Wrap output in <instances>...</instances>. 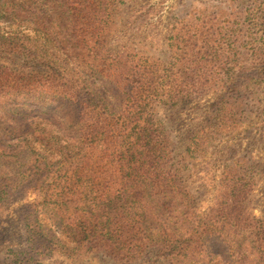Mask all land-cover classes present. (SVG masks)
Here are the masks:
<instances>
[{
	"label": "trees",
	"instance_id": "16d2710c",
	"mask_svg": "<svg viewBox=\"0 0 264 264\" xmlns=\"http://www.w3.org/2000/svg\"><path fill=\"white\" fill-rule=\"evenodd\" d=\"M0 2L4 6L15 5L18 18L42 27L54 44L52 49L41 53L36 51L37 47L29 37L0 32V40L20 53L25 61H37L54 69L47 76L32 72L19 76L22 72L15 74L11 68L3 71L9 93L22 95V101L19 103L16 98H11L9 108L4 111L5 116L0 117V144L3 143L0 158L10 155L13 162L27 159L33 167L43 154L36 149V141L45 143L46 147L50 144L46 136L36 140V132L39 131L36 123L45 119L42 111H56L57 100L66 99L77 115L70 126L76 130L71 141L74 150L79 153L75 155L64 146L62 157L67 160L76 156L82 167L76 168L75 162L63 165L65 178L70 182L57 194L69 191L73 198L90 194L94 179L99 178L118 183L113 185L117 195L109 192L108 198H103V201L118 200L120 205H115L113 209L103 207L97 211H83L78 218L81 224L77 226L81 231L78 232L77 243L81 245L80 238L84 236L89 245L102 250L119 264L134 263L145 249L151 247L161 249L168 264H264V243L228 234L229 227L240 231L245 218L243 209L248 195L247 183L254 180V176L247 178L244 164L233 162L232 168H226L225 176L221 178L216 209L212 208L198 225L183 221V213L187 210L175 205L180 196L187 195L189 191L182 168L191 154L199 150L192 144L187 146L176 162L163 121H155L157 103L169 104L171 101L179 106L191 95L175 94H193L197 87L208 85L209 63L211 58L214 61L224 45L219 38H215L211 45L209 40L204 42V37L200 38L201 44L192 45L187 41L180 48L177 34L174 38L176 49L172 54L176 61L172 63L173 69L168 75L174 76L177 81L172 85L174 94L163 96L165 75L162 64H143L145 57L142 50L138 55L140 58L131 55V50L125 47L124 54L111 58L110 66L102 63L109 53L108 50L103 51L107 46L106 29L109 22L118 17V10L126 5V0ZM260 18L253 19L254 24ZM228 29L230 27L224 28L220 35ZM182 35L180 38L186 37ZM200 35L206 34L201 32L197 37ZM105 68L110 81L105 83L103 90L96 91L93 78L95 73L100 69L102 73ZM254 70L253 78L264 83V54ZM233 75L227 79L234 81L239 76L237 72ZM152 90L158 94H142ZM67 116L71 117V114ZM222 119H225L223 114ZM7 122L14 125L9 126ZM41 132L48 133L46 130ZM86 153L91 162L80 158L81 155L87 157ZM95 153L102 156L101 161L97 162ZM17 171L26 174L21 169ZM45 173L49 174V171ZM15 177V172L14 179L0 173V200L13 191L10 181L12 184L16 182ZM79 178L92 182L86 186L84 183L74 186ZM20 183L25 185L23 181ZM59 196L65 199L62 194ZM150 201L151 210L147 205ZM155 210L158 213L152 216ZM125 214L130 216L128 222L124 220ZM143 216L150 221L161 220L157 223L145 222ZM218 258L220 260L216 261Z\"/></svg>",
	"mask_w": 264,
	"mask_h": 264
},
{
	"label": "rangeland",
	"instance_id": "374dc122",
	"mask_svg": "<svg viewBox=\"0 0 264 264\" xmlns=\"http://www.w3.org/2000/svg\"><path fill=\"white\" fill-rule=\"evenodd\" d=\"M118 14L106 29L107 46L103 51L108 50L109 53L102 63L110 66L111 58L124 54L125 47L133 56H138L142 50L143 64H162L165 75L163 96L174 94L172 85L177 81L174 76H168L173 69L172 63L176 61L172 54L176 49L174 38L177 34L180 48L187 41L192 45L201 44L200 38L203 37L206 38L204 42L209 40L210 45L214 44L215 38L224 43L214 61L211 58L209 63L208 85L197 87L193 94H175L191 95L179 106L171 101L169 104L157 103L155 121H163L176 162L187 146L192 144L199 150L191 154L182 168L189 191L174 203L187 210L182 220L194 225L202 223L203 217L212 208L216 209L218 188L226 168L230 170L233 162L241 161L247 178L254 176V180L247 183L245 218L240 231L229 227L228 234L264 243V83L253 78L254 68L261 63L264 54V0H126ZM259 17L254 24L253 19ZM226 27L231 30L220 35ZM0 32L29 37L35 43L36 51L41 53L54 45L42 27L21 21L13 4L4 6L0 2ZM201 32L206 35L197 37ZM182 34L186 37L180 38ZM6 68L14 69L15 74L22 72L19 76L31 72L47 76L54 71L37 61L28 63L20 53L0 40V117L5 116L4 111L9 108L11 98H16L19 103L22 101V95L9 93L5 86L3 71ZM101 70L93 78L96 91L103 90L105 83L110 81L106 68L102 73ZM234 72L239 76L234 81L228 80ZM142 94L158 92L152 90ZM55 108L56 111H42L45 119L40 120L41 124L36 123V129H39L36 140L46 136L50 144L46 147L45 143L36 141V149L43 154L33 167L27 159L13 162L10 155L0 158L2 176L14 179V172L16 175V182L12 184L10 181L13 191L0 200V264H119L102 250L89 245L84 236L80 238L81 245L76 242L81 231L77 226L81 224L78 218L83 211H97L103 207L113 209L120 205L118 200L103 201L109 192L117 195L113 185L118 183L99 178L94 179L90 194L74 198L69 191L57 194L70 182L65 178L63 165L75 162V167L79 168L82 164L78 163L76 156L73 157L75 161L62 157L64 146L75 155L79 153L71 141L76 135V130L70 126L77 116L76 111L66 99L57 100ZM222 114L224 120H221ZM6 124L14 125L13 122ZM0 148L3 149V143ZM86 156L81 155L80 158L91 162L87 153ZM94 158L97 162L102 160L98 153ZM18 169L26 174H20ZM22 181L25 185L20 183ZM91 182L79 178L73 185L84 183L86 186ZM61 194L65 199L59 196ZM151 203H147L150 210ZM157 213L158 210L152 211V216ZM124 218L126 222L130 220L128 214ZM142 218L147 222V217ZM160 220L148 221L157 223ZM132 264H168V259L161 249L151 247Z\"/></svg>",
	"mask_w": 264,
	"mask_h": 264
}]
</instances>
